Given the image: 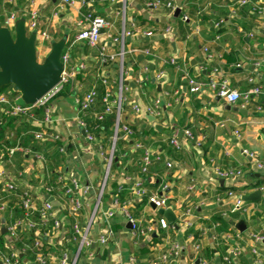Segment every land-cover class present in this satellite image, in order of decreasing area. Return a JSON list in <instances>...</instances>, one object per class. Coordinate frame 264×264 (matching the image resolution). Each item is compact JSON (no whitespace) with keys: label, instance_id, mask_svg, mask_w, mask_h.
<instances>
[{"label":"crops","instance_id":"crops-1","mask_svg":"<svg viewBox=\"0 0 264 264\" xmlns=\"http://www.w3.org/2000/svg\"><path fill=\"white\" fill-rule=\"evenodd\" d=\"M154 1L168 2L74 0L73 5L63 6L57 0H0L1 26H5L10 14L15 15V21L24 19L25 23L30 13L36 14L38 32L48 35L46 41L36 36L37 59L43 60L50 44L65 36L66 45L70 43L64 50L69 54V67L78 70L74 80L67 84V92L52 96L44 106L50 111L48 123L35 118V108L43 107L37 105L33 109V121L14 118L4 132L11 136L23 133L27 126L44 129L41 133L46 138L40 140L33 136L40 132L28 131L40 143L39 151L32 152L30 146H16L11 148L15 149L13 154L7 152L6 158L0 153V171L19 192L28 191L37 208L44 201L49 202L52 217L60 223L58 230H49L45 237V254H36L33 260L32 253L25 255L26 244L23 251L9 240L6 232H1L19 221L17 240L26 241L31 218L25 213L17 218L11 210L5 221L4 212L0 214V239L8 253L12 248L18 251L23 264H37L38 255L45 264H58L62 253H72L75 249L71 239L73 215L59 189L58 178L75 179L89 187V194L83 197V207L76 213L81 223L86 222L93 211L104 179L105 166L98 151L102 137L97 139V144L85 140L76 124L77 102L90 90L93 78H118L116 63L100 64L97 49L103 46L109 53L119 51L120 44L114 40L120 41L123 18V28L130 33L123 41L125 81L129 84L122 91L125 108L120 121L136 130L131 139L121 135L128 143L122 149L127 152V165L132 170L126 174L123 169H110L103 189L105 195L100 199L91 225V237H98L107 230L112 235L105 245H93L90 248L93 257L84 254L78 264H264V171L255 168V162H264L263 98L246 106L229 105L208 89L199 94L190 93L186 84V74L204 82L217 67L221 70L218 77L226 79L230 88L240 93L247 91L253 86L248 82L252 78L254 85L264 92V70L254 68L256 59L264 54V16L256 13L254 7L264 6V0H249L245 6H238L237 0H174V9L148 6ZM86 13L112 25L100 33L97 49L75 41L77 23ZM220 20L223 24L217 29L214 24ZM13 23L7 28H12ZM167 28L171 32H165ZM204 48L208 49L211 59H207ZM79 66L82 69L79 70ZM158 73L162 74L161 79L155 78ZM155 100L160 102L159 117L132 110L135 105L142 111ZM257 107L261 110L257 111ZM186 132L192 135L191 140L185 137ZM171 136L184 142L182 150L175 151L167 144ZM53 137L57 140H52ZM54 142L60 145L56 150ZM110 143L101 148L104 153L109 151ZM133 143L152 154L151 166L143 176L139 170L142 151L133 149ZM231 171L241 174L226 178L217 175V172ZM126 178H143L149 194L159 195V189L165 186L164 209H170L175 217L173 223L166 221L167 229L155 225L163 216L147 203L132 201L128 207L131 218L142 228L143 235L136 239L132 238L131 228H127L129 222L122 214L116 212L112 218L105 216L114 197L118 196L119 185L128 187ZM153 182L157 183L155 188L151 186ZM255 191L261 192L258 201L242 200ZM0 192L1 197V187ZM227 192L241 199L242 210H231L232 199L226 196ZM120 195L123 202L130 199L126 190ZM13 199L16 198L9 197L8 202ZM187 211L189 214L184 215ZM216 216L226 223L222 232L216 230L219 227ZM211 220L213 227L205 226L204 223ZM239 221L244 223L241 232L234 226ZM37 231L34 236L41 246ZM172 244H178L180 251L177 257L164 263L161 259Z\"/></svg>","mask_w":264,"mask_h":264},{"label":"built area","instance_id":"built-area-1","mask_svg":"<svg viewBox=\"0 0 264 264\" xmlns=\"http://www.w3.org/2000/svg\"><path fill=\"white\" fill-rule=\"evenodd\" d=\"M60 5L63 6H71L74 3V0H57ZM125 0H122V3H124ZM174 0H168L166 3H161L159 1H154L152 3H149L148 6L151 7H159L164 6L168 9H174ZM236 3L238 6H245L249 3V0H237ZM254 11L258 13L259 15L264 16V6L259 5L254 7ZM123 18V14H122ZM183 20H186V17H183ZM15 21V15L10 14L9 17L5 21L4 27H9L11 23ZM124 21V18H123ZM122 21V25L124 27V22ZM223 24V21L220 20L214 24V27L219 29L220 26ZM25 26L30 31H35L36 34L38 32V25L36 23V14L30 13L27 21L25 23ZM78 27V33L75 36V41H83L85 44H87L91 48H96L99 44L100 40V32L104 31L105 29H110L112 27L111 23L106 21L105 19H102L100 17L94 16L92 13H86L81 16V19L77 23ZM122 27L121 37L119 40H114L116 43L120 44L119 51L117 53H109L106 51V49L103 46H99L97 49L98 54V60L100 64L106 65L110 63H116L117 65V86H116V92L114 99L110 98V86L106 89L105 96L103 97V102L105 103V110L102 115H98L97 113H92L91 108L94 103L96 92L94 85L90 88V90L85 93L82 98L77 102V112L78 117L76 118V124L77 126L83 131L85 140L90 144H97L98 140L93 135V133H90L87 130V124L86 120L88 118H93L96 120H101L103 115L114 113L115 121L113 126V134L110 139V149L109 151H106L105 153L102 151L101 147L97 145L98 151L100 156L103 159L104 166H105V174L104 179L101 184L100 192L98 193V197L95 199V204L93 211L90 215V217L87 219L86 222L81 223V221L76 216V213L81 211L83 207V197L89 194V187L86 185H81L79 181L75 179H70L68 181H64L61 178H58L59 182V189L62 192V196L68 200V203L70 205V211L73 215V224H72V230H71V239L75 243V249L72 253H62L58 258V264H78L79 259L86 254L87 257L92 258L93 254L90 252V248L93 245H105L112 233L111 231L107 230L105 233L99 235L98 237L92 238L91 237V225L94 221L95 213L98 208V205L100 203V199L103 193V189L105 186V183L107 182L108 176L110 175V169L112 166L114 158V146L115 142L118 139V135H122L123 137H127L128 139L132 138V131L127 125H121L120 124V115H121V109L124 105L123 97H122V91L124 89V81L127 74V71L124 66V57L126 52L123 48V41L125 37H129L130 33L125 31V29ZM37 31V32H36ZM165 32L169 33L171 32L170 28L165 29ZM146 35V34H145ZM148 35V34H147ZM36 36L40 37L43 41L48 40V35L46 32H38V35ZM108 37L111 38V36L108 34ZM218 38V37H216ZM205 53H207L206 57L207 59H211V55L208 53V49L204 48ZM143 54L148 55L147 51H143ZM61 62L63 64L64 70L61 75V81L60 84L52 90L50 93H48L45 97H43L36 105L34 106H17L15 104V100L17 99H10L8 95L10 94V91H7L6 93L0 94V113L7 116V117H13V118H24L26 120H34V113L33 109L37 105L45 106L46 103L50 100V98L60 89V87L64 84H70L74 77L76 76L78 70H72L69 67V54L67 52H63L61 55ZM172 63V61H171ZM254 68L258 71L264 70V54H262L258 59H256L254 63ZM82 69V66H79V70ZM205 69V68H203ZM218 76H221V70L219 68H213L212 72L209 75V78L202 82V81H196L194 78L187 76L186 74V84L188 87V90L190 93L193 94H199L203 92L205 89L211 90L217 97L220 99H223L227 104L233 105L236 103H242L243 106H246L250 104L252 101H256L259 98H263L264 101V92L259 87L254 85L253 79L249 78L248 82L253 85L249 90L244 92H238L236 89H232L229 86V83L226 79L219 78ZM162 74L158 73L155 78L161 79ZM103 83H106L103 80ZM132 110L135 113H144L145 115H150L152 117H159L160 116V102L158 100H155L152 102L149 106L145 107L142 111L138 106L133 105ZM257 111L261 110V107L256 108ZM50 117V111L44 107V117L43 120L45 123L49 122ZM235 136L238 137V133L234 132ZM35 139H45L46 135L44 133H34L33 134ZM185 137L188 140L192 139V135L189 132L185 133ZM52 140H57V137H53ZM167 144L170 145L175 151H180L183 149V141H179L175 136H171L167 140ZM198 146V145H197ZM133 149L135 150H141L142 155L140 158V164H139V170L141 175H145L148 172L149 167L152 163V154L148 149L143 148L138 143L132 144ZM15 149H8V154H13ZM60 152L63 150L60 148ZM255 168L259 171H264V162H255ZM240 171L235 172H217V175L221 178L226 177H238L240 176ZM125 183L128 184V187L123 188V184L119 185L117 189V194H121L124 190L130 195V199L127 201H120L118 199V196H115L112 205L109 211L106 212L105 216L107 218H112L116 212H119L122 214L127 221L131 225V236L132 238L136 239L140 235H143L142 229L139 227V224L136 220L132 219L128 207L132 204V201L140 202L144 198L146 199V203L152 205L155 209H164L166 205V198L164 197V191L165 186L161 187L159 189V195L157 193L149 194L147 190L144 187V181L143 178H126ZM0 187L2 191V196L0 197V214L5 211L7 202L9 197H14L18 200V203L20 207L23 209L25 216H30L29 214L38 212V226L46 227L49 220H53V226L51 227L52 231H56L60 228V223L56 219L52 217L51 214V204L47 201H44L42 205L37 208L35 206V199L32 197V195L28 191H22L19 192L18 188L8 179H6V176L4 172L0 171ZM226 196L232 199L231 202V210L232 211H240L242 210V201L239 197L233 195L232 192H227ZM189 214L187 211L184 215ZM225 214H223L224 216ZM155 225H157L160 229L165 230L168 228V224L164 218H159ZM37 227L35 222L29 221L28 228H35ZM20 228L19 221L13 222L9 224L5 230L8 234L9 240L15 241L17 240V231ZM50 229V230H51ZM150 231V230H149ZM38 232V231H37ZM39 233V232H38ZM49 231H46L44 234V237L48 235ZM39 240L35 239L33 246L40 247ZM25 248L27 246H24ZM23 247V251H24ZM180 251V247L178 244H172L170 247V250L166 255L162 257V262L167 263L172 257H177L178 253ZM224 261L228 263V259L224 258ZM37 264H45L44 259L41 255H38L36 257ZM0 264H23L21 259L18 257V251L14 250L13 248L10 249L9 253L6 255H0ZM157 264V263H153Z\"/></svg>","mask_w":264,"mask_h":264},{"label":"water","instance_id":"water-1","mask_svg":"<svg viewBox=\"0 0 264 264\" xmlns=\"http://www.w3.org/2000/svg\"><path fill=\"white\" fill-rule=\"evenodd\" d=\"M66 43L65 36L52 42L47 55L39 62L36 34L28 32L24 19L15 21L12 28L0 25V89L10 86L18 93L15 100L17 106L36 105L60 84L64 70L61 55ZM128 84L124 81V86ZM260 197L261 192L255 191L242 197V200L258 201ZM158 212L168 223L174 222L175 217L170 209H159ZM234 226L240 232L244 230L243 221ZM127 228H131L130 223ZM1 232L5 234L6 230L3 228Z\"/></svg>","mask_w":264,"mask_h":264},{"label":"trees","instance_id":"trees-1","mask_svg":"<svg viewBox=\"0 0 264 264\" xmlns=\"http://www.w3.org/2000/svg\"><path fill=\"white\" fill-rule=\"evenodd\" d=\"M69 45H70V43L65 46L64 50ZM64 50H63V52H64ZM125 65H126V62L124 61V66ZM125 69H126V67H125ZM103 80L106 83H103ZM92 85H94L96 97H95L94 103L92 105L91 112L97 113V116L102 115L104 113V110L106 107L105 103L103 102V97L105 96L106 89L110 86V89H109L110 98L114 99L116 86H117V79L116 78L114 79L111 77L93 78L92 79ZM67 90H68V86H67V84H64L60 87V89L53 96L64 95L65 92H67ZM7 91H10V94L8 95V97L10 99H14V98L18 97V93L14 92L10 86L1 88L0 94L6 93ZM122 97H123V95H122ZM124 108H125V105L122 106L121 113L124 110ZM34 111L36 114L35 118L37 120L41 121L44 117V107L35 108ZM13 121H14L13 117H7V116L0 113V126H2V124H5L3 127H0V153H3L2 155L6 158V156H7L6 150L11 149V148H15L16 146L21 147V148H25V147L30 146L32 152L39 151L40 150V143L37 140H35L33 138V136L28 133V131L41 133V132H44V129L36 128V127H32V126H27L23 132L24 134L21 132H16L15 134H13V133L10 134L11 136L6 135L4 133L5 129L7 128V126L10 127L12 125ZM114 121H115L114 113L103 115L101 120H96L93 118H88L86 120L87 130L90 133H93V135L97 139L100 138V136L102 137V140H101L102 141V143H101L102 149H104L107 142L109 143V141L112 137ZM120 124L125 125L121 121H120ZM128 127L132 131V134L135 136L136 135L135 128L131 127V126H128ZM125 145H128V143L123 141V137L121 135H118V139L115 142L114 154H113L114 158H116V161H113L112 166H111V170L123 169L127 174V173L131 172L132 168L128 167V165H127L128 159L126 157L127 152H126V150L122 149L123 146H125ZM53 146H54V149L56 150V148L58 149L60 145L58 142H54ZM57 154H58V151H57L56 155ZM57 156L59 157V155H57ZM53 161H55V163H56L57 158L54 157ZM49 171H50L51 175L53 174V176H55L53 173V170L50 169ZM156 184L157 183L153 182V183H151V186L155 188L157 186ZM114 194H116V192H114ZM104 195L105 194L103 193L101 198H103ZM118 199L120 201H122L121 195L120 196L118 195ZM139 203L140 204L146 203V199L144 198ZM12 207H14V208H12ZM11 210L16 214L17 218H20V216L23 215V213H24V211L20 207L17 199H13L11 201L9 200L7 207L3 213V218L5 221L7 220L8 213ZM29 215H30L29 217L31 218V221L35 222L37 227L31 228V229L28 228V230L30 231L29 239H27L26 241H24L23 239H18L15 243L18 244V246L20 248H23L24 244H26L28 247V250L25 251V255L32 253L31 258L34 260L36 254H45L44 247L46 245L45 244L46 242H45L44 234L46 231H49L51 229V227L53 226V220H49L46 227H41V226H38V223H39L38 212H34V213L29 214ZM219 218L221 219V217H219V216L215 217V221L218 222V224H219V227L216 230L218 232H222V229H224L223 227H225L226 223L223 220H220ZM212 222L213 221L211 220V221L205 222L204 224H205V226L211 228V227H213ZM37 230H38L39 235H40L39 239L41 241V246L35 248L33 246V244H34L35 239H37V238L34 236V232ZM0 238H1V235H0ZM0 253L1 254L8 253V249L4 247L1 239H0Z\"/></svg>","mask_w":264,"mask_h":264},{"label":"rangeland","instance_id":"rangeland-1","mask_svg":"<svg viewBox=\"0 0 264 264\" xmlns=\"http://www.w3.org/2000/svg\"><path fill=\"white\" fill-rule=\"evenodd\" d=\"M38 61H39V62L42 61L41 57H39ZM104 174H105V169H104ZM109 176H110V175H109ZM109 176H108V179H109ZM108 179H107V182H108Z\"/></svg>","mask_w":264,"mask_h":264}]
</instances>
